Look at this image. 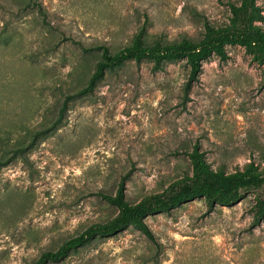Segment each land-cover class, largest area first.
I'll list each match as a JSON object with an SVG mask.
<instances>
[{
    "label": "rangeland",
    "instance_id": "1",
    "mask_svg": "<svg viewBox=\"0 0 264 264\" xmlns=\"http://www.w3.org/2000/svg\"><path fill=\"white\" fill-rule=\"evenodd\" d=\"M240 0H0V264H30L127 198L162 191L192 171L197 145L214 169L264 167V66L241 45L203 61L186 92L185 59L127 61L88 84L101 58L130 43L148 14L147 41L202 37L204 23L229 21ZM264 10V0H258ZM264 28V22H262ZM60 117V121L58 118ZM264 186L210 210L203 198L136 227L97 237L49 264H264V217L255 220Z\"/></svg>",
    "mask_w": 264,
    "mask_h": 264
},
{
    "label": "trees",
    "instance_id": "2",
    "mask_svg": "<svg viewBox=\"0 0 264 264\" xmlns=\"http://www.w3.org/2000/svg\"><path fill=\"white\" fill-rule=\"evenodd\" d=\"M25 7H37L38 0H25ZM231 15L223 25H214L205 21L202 37L195 40L182 36L178 40L168 41L157 36L147 41V26L150 23L148 14L143 24L133 34L130 43L111 52L106 43H94L83 48L100 50L101 58L97 62L94 73L88 84L68 95L69 98L82 96L93 91L98 82L105 77L108 70L117 71L127 61L137 63L149 60L153 70H162L171 61L185 59L190 67L185 91L191 89L193 82L199 79L203 70V61L213 55L221 60L229 57L228 45H241L252 58L264 66V10L258 0L229 1ZM60 121V117L58 118ZM190 155L192 171L184 173L173 180L162 191L151 192L138 202H131L126 195L124 179L120 181L114 194L101 192V195L118 212L107 221L90 224L81 233L66 239L56 250L43 251L40 257L30 264H49L64 260L73 250L88 244L97 237H111L128 227H136L153 239L152 231L145 223V217L151 214L169 213L184 203L203 198L209 209L217 205H234L244 198L246 191L264 186V167L255 161L248 163L243 169L226 171L214 169L204 158L196 145ZM255 220L264 217V200L259 198L256 203Z\"/></svg>",
    "mask_w": 264,
    "mask_h": 264
}]
</instances>
